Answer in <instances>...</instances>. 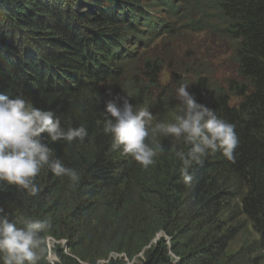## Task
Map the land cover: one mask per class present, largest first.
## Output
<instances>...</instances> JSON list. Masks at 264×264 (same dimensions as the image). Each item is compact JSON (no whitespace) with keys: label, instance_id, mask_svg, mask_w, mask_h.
<instances>
[{"label":"trees","instance_id":"16d2710c","mask_svg":"<svg viewBox=\"0 0 264 264\" xmlns=\"http://www.w3.org/2000/svg\"><path fill=\"white\" fill-rule=\"evenodd\" d=\"M182 30H210L229 45L235 78L218 85L197 75L187 90L239 137L234 162L217 151L188 168L190 187L183 138L149 137L161 149L144 168L112 148L102 114L106 101L127 98L149 109V127L175 122L177 88L159 87L163 54L153 42ZM0 94L22 95L65 130L88 132L71 143L42 134L78 182L45 167L36 196L0 190V214L18 226L51 221L40 264H51L50 252L53 264H127L138 255L139 264H264V0H0ZM48 240L64 245L49 250Z\"/></svg>","mask_w":264,"mask_h":264},{"label":"clouds","instance_id":"9594fccd","mask_svg":"<svg viewBox=\"0 0 264 264\" xmlns=\"http://www.w3.org/2000/svg\"><path fill=\"white\" fill-rule=\"evenodd\" d=\"M188 87L186 83H181L176 89L181 111L175 116V122H158L149 127L153 120L149 109L134 108L127 98L122 106L114 100L106 101L102 114L103 132L112 137V148L131 155L144 168L155 163L161 149L158 144L152 146L146 143L149 137L163 134L183 138L191 148L187 157L178 155L184 163L183 182L190 187L196 177L188 172V168L217 151L234 162L239 137L234 124L197 103ZM42 134H46V141L71 143L74 140L83 141L88 132L83 125L65 130L52 110L38 108L22 95L9 98L0 94V190L15 186L19 191L36 196L40 189L35 178L45 167L57 177L67 176L71 181L78 182V172L54 157L53 149ZM23 225L18 226L15 220L10 221L6 215L0 214V264H40L46 251L41 233L51 228V221L47 218L27 219Z\"/></svg>","mask_w":264,"mask_h":264},{"label":"rangeland","instance_id":"374dc122","mask_svg":"<svg viewBox=\"0 0 264 264\" xmlns=\"http://www.w3.org/2000/svg\"><path fill=\"white\" fill-rule=\"evenodd\" d=\"M153 53H162L163 70L159 74L161 88H178L181 83L188 84L197 75L206 76L210 83L224 84L228 79L235 78V66L230 55V48L226 40L222 39L218 33L213 31H181L173 38L165 35L154 40ZM174 76L178 77V81ZM175 89V88H174ZM163 235H160L162 237ZM168 242V239H166ZM237 240L235 243H237ZM48 240L49 249L56 244ZM61 247L63 243H57ZM241 244L230 246L237 251ZM141 255H138L127 264H139ZM51 258V259H50ZM113 259H120L121 256L112 255ZM48 261L53 264L56 257L50 252ZM126 261V260H124ZM100 262L99 264H105Z\"/></svg>","mask_w":264,"mask_h":264},{"label":"bare ground","instance_id":"6f19581e","mask_svg":"<svg viewBox=\"0 0 264 264\" xmlns=\"http://www.w3.org/2000/svg\"><path fill=\"white\" fill-rule=\"evenodd\" d=\"M51 259V258H50Z\"/></svg>","mask_w":264,"mask_h":264}]
</instances>
